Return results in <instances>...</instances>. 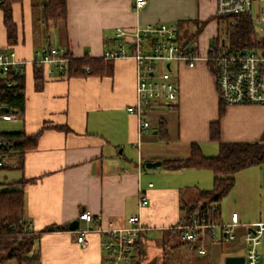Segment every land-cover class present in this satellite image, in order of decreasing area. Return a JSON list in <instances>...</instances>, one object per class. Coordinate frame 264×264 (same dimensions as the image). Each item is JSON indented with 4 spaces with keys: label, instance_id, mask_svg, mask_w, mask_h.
I'll return each mask as SVG.
<instances>
[{
    "label": "crops",
    "instance_id": "crops-1",
    "mask_svg": "<svg viewBox=\"0 0 264 264\" xmlns=\"http://www.w3.org/2000/svg\"><path fill=\"white\" fill-rule=\"evenodd\" d=\"M44 1L23 0L13 6L18 41L11 49L20 60L33 61L40 48L49 46L65 50L75 59L100 60L106 50L122 46L115 37L117 29L186 23L193 33L194 23H206L207 28L217 21L211 20L216 16V0H147L141 11L134 9L135 0H67L66 23L45 24ZM0 46L10 49L1 22ZM113 62V74L105 77H68L42 67L41 79H36L33 65H27L24 115L5 121L9 127L0 131L31 136L43 130L37 147L26 152L21 167L16 153L13 169L18 176L9 182H26L22 188L24 220L40 234L32 250L39 254L37 264H104L102 233L92 229L82 245L78 229L87 225L79 221L76 230L69 229L84 210L102 217L98 227L104 231L124 228L131 216L140 215L150 228L144 241L152 234L162 247L173 244L188 249L181 239L168 234L169 229L180 224L186 204L198 202L199 193L212 187L211 171L164 166L187 160L193 144L206 157L219 153L218 143L210 138V125L219 120L220 101L209 65L175 66L179 86L176 106L149 112L146 118L151 127L140 134L138 119L127 111L136 102V62ZM161 123L166 126L167 141L159 136ZM220 125L224 143L259 142L264 138V105L228 106ZM156 162L162 165L146 167ZM235 178L229 195L212 205L221 223L238 215L235 239L207 240L206 252H197H213L214 264H227L228 257L246 260L248 226L264 222V163L237 173ZM141 193L149 200L143 209L139 208ZM61 227L65 229H57ZM259 250L264 264V237Z\"/></svg>",
    "mask_w": 264,
    "mask_h": 264
},
{
    "label": "built area",
    "instance_id": "built-area-1",
    "mask_svg": "<svg viewBox=\"0 0 264 264\" xmlns=\"http://www.w3.org/2000/svg\"><path fill=\"white\" fill-rule=\"evenodd\" d=\"M264 0H216L217 16L249 15L252 17L253 4ZM147 0H135L134 9L141 11ZM258 20V19H257ZM264 27V18L260 20ZM115 37L123 42L118 49L106 50L103 58L110 61L132 59L136 62V102L127 108L130 115L139 121V133L143 134L150 127L146 118L148 113L161 107L174 108L179 98V86L174 67L180 64L195 68L199 62H212L216 68V84L219 101L225 106L264 105V42L260 49L253 51L233 50L222 46V41L214 43L206 56L200 51L199 44L182 38L178 23H157L144 27L136 26L132 30L117 29ZM263 41H264V37ZM54 47H42L33 61L17 58L13 49L0 46V77L8 78L6 83L12 86L11 76L24 73L27 65L47 67L49 73L64 72L69 61L64 53ZM88 71V69H85ZM13 74V75H12ZM0 119L13 121L12 114H0ZM5 145L0 140V146ZM0 157V166H4ZM149 204L143 193L139 196V208ZM101 216H94L84 210L79 221L87 226H79L78 242L86 244V235L95 229L102 233L101 242L104 253V264H133L135 246L144 240L150 228L144 224L140 215L131 216L128 225L120 229L101 230L98 223ZM23 228L34 232L32 224L24 220ZM240 225L237 214H233L231 222L219 223L209 215L195 213L174 229L180 232V239L190 251L204 254L205 242L222 238L225 241L235 239V229ZM90 226V227H89ZM264 237V222L248 226L245 235L247 246L246 264H261L260 244Z\"/></svg>",
    "mask_w": 264,
    "mask_h": 264
},
{
    "label": "trees",
    "instance_id": "trees-1",
    "mask_svg": "<svg viewBox=\"0 0 264 264\" xmlns=\"http://www.w3.org/2000/svg\"><path fill=\"white\" fill-rule=\"evenodd\" d=\"M23 0H0V22L6 33L8 46L16 45L18 41V27L14 22L13 6L22 3ZM42 8V20L45 24L66 23L68 19L67 0H45ZM218 23L225 21L228 25V39L230 47L238 51H253L260 49L263 45V38L259 37L255 31L252 17L249 15L237 16H215ZM210 20V21H211ZM182 38L193 40L200 35L205 26L204 24L194 23L192 26L196 30L192 33L186 23H178ZM189 25V24H188ZM225 39L217 38L215 43ZM64 55L69 58L64 72L60 74L68 77H90L111 76L114 72V62L106 59L93 60L89 57L84 59H75L69 52ZM36 79H41L43 68L33 65ZM215 82L217 79L215 65L209 64ZM85 69H88L86 71ZM13 75V74H12ZM8 79V78H7ZM6 78L0 77V114H12L18 118L23 117L26 105L24 93L25 74L11 76L10 81H14L12 86H8ZM217 87V84H216ZM227 106L220 103L219 120L210 125V138L218 143L219 153L215 157H206L197 144L191 147L190 157L182 162H167L164 164L166 169L177 170L182 168L208 170L211 171L213 178V187L210 190L199 193V201L184 206V217L180 223H183L195 213L209 215L212 220L221 223L219 212L212 208L214 204H220L226 198L236 183V174L254 166H261L264 163V138L254 143H224L221 141L220 121L226 114ZM1 109H7V112H1ZM43 131V130H42ZM42 131L36 135L28 136L23 132L1 133L0 140L11 150L18 154L20 167L26 152L34 150L37 147L39 136ZM162 140L167 141L168 135L164 123L160 124L158 130ZM7 155V152L0 150V157ZM1 169H7V166H0ZM25 181L2 184L0 188V264L8 261H16L18 264H33L39 262V254L32 253L40 234L29 232L23 228L25 198L23 186ZM64 230L65 228H57ZM168 234H174L180 239V232L174 228L169 229ZM172 236V235H171ZM168 242L163 241L166 245ZM147 241L139 240L135 246V260L133 264H144L147 254ZM144 262V263H143ZM147 264H155V259ZM164 264V263H163Z\"/></svg>",
    "mask_w": 264,
    "mask_h": 264
},
{
    "label": "rangeland",
    "instance_id": "rangeland-1",
    "mask_svg": "<svg viewBox=\"0 0 264 264\" xmlns=\"http://www.w3.org/2000/svg\"><path fill=\"white\" fill-rule=\"evenodd\" d=\"M264 18V2L258 4L255 2L252 8V20L254 28L259 37H264V27L260 23V20ZM258 19V20H257ZM217 38L225 39L228 46L230 47V42L228 39V25L225 21H212L204 29L203 33L200 34L199 38H194L199 44L201 54L206 56L210 47L215 43ZM38 47V45H37ZM41 49V48H40ZM10 123L2 121L0 119V131H4L9 127ZM4 164L8 169L0 170V188L4 189L2 184H7L18 176L16 171L13 169L17 162V154L14 151H9L6 157L2 158ZM213 187V184H212ZM211 187V188H212ZM158 237V236H156ZM147 254L145 257V263L154 260L155 264H214L213 262V252L210 255H199L197 252H191L184 247L174 248L173 244L162 247V244L157 243L155 236L151 234L150 239L147 241ZM225 253V249L224 252ZM152 259V260H151ZM3 264H18L16 261H8Z\"/></svg>",
    "mask_w": 264,
    "mask_h": 264
},
{
    "label": "water",
    "instance_id": "water-1",
    "mask_svg": "<svg viewBox=\"0 0 264 264\" xmlns=\"http://www.w3.org/2000/svg\"><path fill=\"white\" fill-rule=\"evenodd\" d=\"M225 45V41L222 40V46ZM1 112H7V109H1ZM0 150H3L4 152H9L11 150V147H8L6 145L0 146ZM162 165L161 162H156V163H147L146 167L148 169H152V168H156V167H160ZM79 226V220H75L73 221L70 226L69 229L70 230H76ZM54 227L50 228V231H53ZM245 258L244 257H228L226 259V263L227 264H243L245 262Z\"/></svg>",
    "mask_w": 264,
    "mask_h": 264
}]
</instances>
